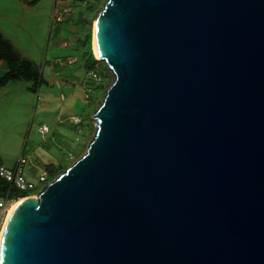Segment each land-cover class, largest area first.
<instances>
[{"label":"water","instance_id":"water-1","mask_svg":"<svg viewBox=\"0 0 264 264\" xmlns=\"http://www.w3.org/2000/svg\"><path fill=\"white\" fill-rule=\"evenodd\" d=\"M92 51L93 140L0 264H264V0H108Z\"/></svg>","mask_w":264,"mask_h":264},{"label":"rangeland","instance_id":"rangeland-1","mask_svg":"<svg viewBox=\"0 0 264 264\" xmlns=\"http://www.w3.org/2000/svg\"><path fill=\"white\" fill-rule=\"evenodd\" d=\"M10 1L0 0V32L33 62L46 84L30 96L29 84L17 83L10 88L16 92L0 99V159L11 170L21 156L27 160L23 174L37 184L29 194L36 196L45 186L39 177L47 173L49 183L55 180L86 153L95 135L93 116L114 75L97 59L88 66V46L93 49L95 20L108 0H30L26 8ZM72 3L76 14L57 23L59 8ZM4 72L0 67V75ZM43 125L47 133L40 132ZM5 217H0V234Z\"/></svg>","mask_w":264,"mask_h":264},{"label":"trees","instance_id":"trees-1","mask_svg":"<svg viewBox=\"0 0 264 264\" xmlns=\"http://www.w3.org/2000/svg\"><path fill=\"white\" fill-rule=\"evenodd\" d=\"M30 5L33 4L30 0H20ZM90 55L87 59L88 66L92 67L97 63L96 58L92 55L91 44L88 46ZM0 61L7 64L8 71L4 75H0V87H5L10 82L25 81L33 83L31 91L35 94L37 89L43 84H46L43 76L35 68L33 62L25 57L13 46V44L7 40L0 32ZM10 194L11 198L30 197L26 193H20L16 190H10V185L6 181L0 178V195L6 196Z\"/></svg>","mask_w":264,"mask_h":264},{"label":"built area","instance_id":"built-area-1","mask_svg":"<svg viewBox=\"0 0 264 264\" xmlns=\"http://www.w3.org/2000/svg\"><path fill=\"white\" fill-rule=\"evenodd\" d=\"M75 9L76 7H74L73 3L68 6L63 5L62 7L59 8L58 14L54 16V20H56L57 23L63 22L64 20H66V17L76 14ZM91 76L93 78H97V75L94 73H92ZM48 130H49L48 127L46 125H43L40 129V132L47 133ZM26 164H27V160L21 156L17 167L14 170H11V169L6 168L2 164L1 159H0V178L6 181V183L10 185V190L11 189L16 190L17 192L26 193L29 195L36 189L37 184L31 180H28L24 176L23 169ZM48 183H49V179H48L47 173L42 174L39 177L38 184L46 185ZM16 199L19 200L20 198H16ZM14 201H15V198H11L9 193L6 196L0 195V217L1 218L2 217L4 218L6 216L9 206Z\"/></svg>","mask_w":264,"mask_h":264},{"label":"crops","instance_id":"crops-1","mask_svg":"<svg viewBox=\"0 0 264 264\" xmlns=\"http://www.w3.org/2000/svg\"><path fill=\"white\" fill-rule=\"evenodd\" d=\"M13 5L15 6H18V5H22L24 8H26L27 6H30V4L28 3H25L23 1H20V0H12L10 1ZM1 16V15H0ZM4 36V35H3ZM60 49V48H59ZM61 52H65V49H60ZM23 56V55H22ZM0 67H4V74L8 71V67H7V64L3 61H0ZM2 74V75H4ZM23 82L25 81H15V82H10L9 84H7L5 87H0V99H2L4 97V95L8 94V93H13V92H16L17 90L14 91V89H10L12 88L11 86H16L17 83L19 84H23ZM15 83V85H13ZM27 84H29V86H26V90L28 92V94H30V96H33L34 93H32L31 89L33 88V83L31 82H27ZM30 92V93H29ZM13 99L17 100L19 99V96L16 95ZM1 162L3 165H5V163L2 161L1 159ZM6 166V165H5Z\"/></svg>","mask_w":264,"mask_h":264},{"label":"bare ground","instance_id":"bare-ground-1","mask_svg":"<svg viewBox=\"0 0 264 264\" xmlns=\"http://www.w3.org/2000/svg\"><path fill=\"white\" fill-rule=\"evenodd\" d=\"M101 12H102V11H101ZM100 14H101V13H100ZM100 14L98 15L97 19L95 20V24H94L93 43H94V35H95V32H96V27H97V23H98V20H99ZM95 54H96V53H95ZM36 196H37V195H36ZM36 196L26 197V198H24V199H21L20 201H17L16 203H13V202H12L13 204L11 203L12 205L9 206V208H8L9 210H8L7 216L5 217V221H4V224H3V230H2V232H1V234H0V240H1V236H2V234H3L4 228H5V226H6L7 222H8V220H9V218H10L11 215L13 214L14 210L16 209V207H17L19 204H21V203H23V202H25V201H27V200L35 199Z\"/></svg>","mask_w":264,"mask_h":264}]
</instances>
